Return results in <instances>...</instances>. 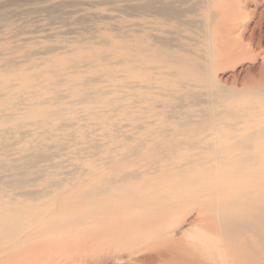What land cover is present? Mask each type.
I'll return each instance as SVG.
<instances>
[{
	"label": "rangeland",
	"instance_id": "374dc122",
	"mask_svg": "<svg viewBox=\"0 0 264 264\" xmlns=\"http://www.w3.org/2000/svg\"><path fill=\"white\" fill-rule=\"evenodd\" d=\"M203 3L0 0V264H264V0Z\"/></svg>",
	"mask_w": 264,
	"mask_h": 264
},
{
	"label": "bare ground",
	"instance_id": "6f19581e",
	"mask_svg": "<svg viewBox=\"0 0 264 264\" xmlns=\"http://www.w3.org/2000/svg\"><path fill=\"white\" fill-rule=\"evenodd\" d=\"M203 2L204 3H206V1H204L203 0ZM213 2V0H208L207 1V3L206 4H204V5H206V6H203L205 9H207L208 7V4H213L212 3ZM201 5V4H200ZM147 6V8L150 10V11H153V12H155V13H161L162 11H160V10H158L155 6H154V4L152 3V2H150V1H148V4L146 5ZM211 8H212V6H211ZM192 10V11H191ZM191 10L189 11H186V12H190V13H192L193 11H194V7L193 8H191ZM205 11V10H204ZM209 11H210V9H209ZM182 12H184V11H182ZM162 13H164L165 15H170V16H173V17H180V15H183L182 13H181V11H176V10H174V9H172V8H166L165 10H163V12ZM209 13V12H208ZM211 14V13H210ZM209 15V14H208ZM169 16V17H170ZM184 16V15H183ZM207 17V19H211L209 16H206ZM206 17H205V19H206ZM171 18V17H170ZM211 21V20H210ZM212 21H213V18H212ZM212 21H211V23H212ZM198 22V21H197ZM202 22H203V20H202ZM187 24V23H186ZM185 24V25H186ZM190 24H191V22H190ZM190 24H188V25H190ZM205 25H206V27H205V29H209L210 28V25L208 24V22L206 23L205 22ZM193 27L195 26L194 24L192 25ZM225 31V30H224ZM232 31V29H226V31L225 32H231ZM232 48V52H234V53H237L238 54V52H239V48L237 47V46H232L231 47ZM213 56V55H212ZM247 81H249V82H255L254 80H249L248 78H246V82ZM258 81L259 82H261V81H264V69H263V71L261 72V76L259 77V79H258ZM94 206V205H93ZM246 226V225H245Z\"/></svg>",
	"mask_w": 264,
	"mask_h": 264
}]
</instances>
